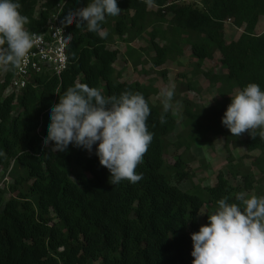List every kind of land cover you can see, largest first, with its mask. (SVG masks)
<instances>
[{"label":"trees","instance_id":"16d2710c","mask_svg":"<svg viewBox=\"0 0 264 264\" xmlns=\"http://www.w3.org/2000/svg\"><path fill=\"white\" fill-rule=\"evenodd\" d=\"M86 3L21 0V11L30 21L27 29L41 33L58 4L61 21L69 8ZM118 7L121 14L107 17L103 24L106 38L75 23L65 25L71 45L66 48L68 67L60 76L42 73L18 93L6 94L15 71L0 70V151L4 153L0 168L7 171L15 162L25 173L0 186V264H192L190 234L201 227L202 207L218 208L217 202L225 197L237 203L240 193L260 194L264 129L239 136L238 143L247 153L259 154L250 167L229 166L216 175L214 185L201 191L183 190L180 185L189 179L185 155L193 144L208 133L223 137L226 145L236 143L221 123L231 98L249 83L264 90V31L257 33L264 19V0H204L200 7L185 0H156L154 7L145 0H118ZM227 23L242 29L234 41L225 40ZM172 30L197 66L211 60L215 50L220 68L226 71L223 77L212 70L201 73L211 86L220 84L221 98L199 113L183 104L185 138L173 143L169 142L176 128L172 109L165 114L166 123H161L163 104L153 106L149 100L155 90L114 79L119 50L109 42L117 37L130 44L146 36L147 48L154 53L152 66L159 68L181 54V48L170 45ZM78 83L96 87L105 96L140 92L148 101V126L154 138L137 166L143 179L136 184L125 180L111 185L108 170L81 148L70 145L66 152L54 153L51 142L43 146L47 109ZM186 87L192 90L190 83ZM168 146L176 153L170 168L164 160Z\"/></svg>","mask_w":264,"mask_h":264},{"label":"clouds","instance_id":"9594fccd","mask_svg":"<svg viewBox=\"0 0 264 264\" xmlns=\"http://www.w3.org/2000/svg\"><path fill=\"white\" fill-rule=\"evenodd\" d=\"M145 2L156 6V0ZM21 9V0H0L3 71L21 69L35 43L36 34L27 29L30 21ZM120 14L118 0H87L84 7L69 8L60 24L75 23L77 28L106 38V18ZM55 35L64 48H70L71 34L65 35L63 27L55 28ZM161 95L160 122L166 123L165 114L172 106L175 85L164 88ZM150 115L149 103L140 92L126 90L105 96L96 87L78 83L64 90L58 103L47 109L49 122L42 144L47 147L51 142L54 153L66 152L70 145L81 148L94 154L108 170L111 185L125 180L136 184L143 179L137 166L143 162L154 138L148 126ZM221 123L235 137L264 129V90L256 83L239 90L231 98ZM0 156H4L2 151ZM236 200L237 203H229L228 197L220 199L218 209L207 215V223L190 234L192 264H264V196L240 193Z\"/></svg>","mask_w":264,"mask_h":264},{"label":"rangeland","instance_id":"374dc122","mask_svg":"<svg viewBox=\"0 0 264 264\" xmlns=\"http://www.w3.org/2000/svg\"><path fill=\"white\" fill-rule=\"evenodd\" d=\"M203 1L185 0V3L200 7L203 5ZM263 31L264 19H260L257 33ZM241 32L242 29H237L227 23L224 31L225 40L234 41L239 37ZM169 37L171 47L174 50L178 47L181 48V54L171 56L159 68L152 66L151 58L154 56V53L147 48L146 36L130 43L129 46L121 42L120 38L117 37L110 38L109 42L112 48H118L119 50L118 60L113 66L112 76L114 79L128 83L138 82L144 88L155 90L156 92L152 93L149 98L153 106L162 103L163 97L161 92L164 88L170 87L173 84L175 85V96L171 109L176 122V128L169 138V142L173 143L185 138L181 135L186 128L184 124L183 104H187L193 112L199 113L203 108L213 105L221 98L219 91L220 84L211 86L201 73L212 70L223 77L226 71L220 68V56L215 50L212 52L213 58L211 60H204L197 66V60L190 55L188 47L181 45V38L178 32L176 30L170 31ZM159 43L163 44L162 41ZM162 73H165L164 77ZM188 83H190L192 90L187 89L186 85ZM236 138V143L230 142L226 145L223 137H219L214 133H208L202 142L193 144L185 155V159L189 163L186 168L189 173V179L181 183L180 187L187 191H201L204 187L214 185L216 175L220 172H225L229 166L241 165L243 167H250L253 158L259 154L247 153L238 143L239 136ZM227 151L230 152V156L227 155ZM175 159L176 153L174 154L172 147L167 148L164 153L165 165L170 168ZM252 172L253 174L257 173L254 167L252 168ZM17 175H25V173L15 162L11 164L7 171L0 168V186L3 183H10L11 179ZM259 187V196H264V181ZM247 195L256 194L247 193ZM4 198L8 199L9 194ZM217 209L211 205H204L199 213L200 225H205V216L212 214Z\"/></svg>","mask_w":264,"mask_h":264},{"label":"built area","instance_id":"2783aa9c","mask_svg":"<svg viewBox=\"0 0 264 264\" xmlns=\"http://www.w3.org/2000/svg\"><path fill=\"white\" fill-rule=\"evenodd\" d=\"M62 7L60 4L49 14L44 30L35 33L36 39L33 48L21 69L15 70L6 94L18 93L24 89L33 77L42 73H50L56 76L68 67L66 48L58 41L55 28L63 27V32L68 35L65 25L60 24L59 14Z\"/></svg>","mask_w":264,"mask_h":264},{"label":"crops","instance_id":"0c3cea01","mask_svg":"<svg viewBox=\"0 0 264 264\" xmlns=\"http://www.w3.org/2000/svg\"><path fill=\"white\" fill-rule=\"evenodd\" d=\"M129 46V44H127Z\"/></svg>","mask_w":264,"mask_h":264}]
</instances>
